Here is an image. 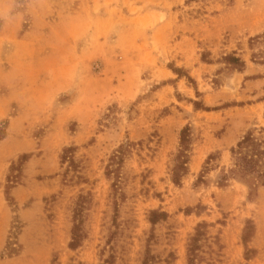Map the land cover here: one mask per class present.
<instances>
[{
    "label": "rangeland",
    "instance_id": "obj_1",
    "mask_svg": "<svg viewBox=\"0 0 264 264\" xmlns=\"http://www.w3.org/2000/svg\"><path fill=\"white\" fill-rule=\"evenodd\" d=\"M261 33L264 0H0V264H142L146 251L149 264H186L202 222L221 250L201 264H264V188L218 184L244 135L264 140V66L248 49ZM232 54L241 72L224 64ZM186 126L188 171L174 185ZM127 142L115 201L105 168ZM152 210L168 215L153 232Z\"/></svg>",
    "mask_w": 264,
    "mask_h": 264
},
{
    "label": "trees",
    "instance_id": "obj_2",
    "mask_svg": "<svg viewBox=\"0 0 264 264\" xmlns=\"http://www.w3.org/2000/svg\"><path fill=\"white\" fill-rule=\"evenodd\" d=\"M206 0H186V3L204 2ZM248 49L250 51V62L260 66H264V33L254 36L248 41ZM224 64L228 67V70L241 72L245 67V62L236 57L234 54L226 56ZM195 109L198 108V104L193 103ZM216 110V108L211 109ZM203 111H210V109H204ZM191 142V132L188 126L184 127L179 134V147L177 154L173 160L172 168L170 170L171 182L174 185H179L181 178L186 175L188 171V154ZM133 144L127 142L121 144L117 150L110 156L105 168L106 177L112 180V198L119 197L120 190V171L124 164L125 158L131 152ZM71 149L63 151L61 156V163L65 162L71 154ZM231 158L233 160V167L220 177L219 185L223 186L227 180L236 179L239 182L245 184L249 190L248 196L256 192L258 188H264V140H259L254 136L253 132H248L241 140L230 150ZM26 157L22 156L20 164H12L10 167V173L13 170H17L18 174L21 173V166L26 162ZM8 179V177H7ZM16 179V177H15ZM201 181V180H200ZM9 182V180H7ZM12 183V182H10ZM13 188V187H10ZM5 189V196L9 199V190ZM256 190V191H255ZM121 199V195H120ZM86 197H79L73 215V228L71 232V242L69 248L75 250L80 246L83 239V232L81 230L82 216L85 207ZM116 203V202H114ZM116 205V204H115ZM168 215L164 212L152 210L148 213L147 221L153 232L156 225L163 223L167 220ZM208 225L205 222L199 223L194 228V233L190 236L186 249V264H201L203 260L202 254H205L207 250L213 253V246L221 250L219 240L216 237H211L208 233ZM255 233V226L250 220H246L242 230L241 242L246 250L244 258L249 259L248 253L250 250L247 248L248 243L253 238ZM153 236H150V239ZM148 238L147 243L150 244L151 240ZM148 244V245H149ZM149 247V246H148ZM204 249V251H203ZM215 253V252H214ZM251 253V252H250ZM150 256L146 251L145 258L142 264H149Z\"/></svg>",
    "mask_w": 264,
    "mask_h": 264
}]
</instances>
